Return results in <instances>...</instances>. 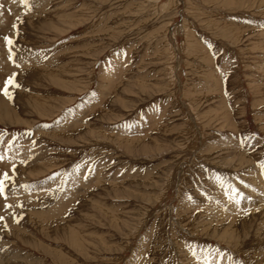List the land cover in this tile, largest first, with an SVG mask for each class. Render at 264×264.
<instances>
[{"label": "rangeland", "instance_id": "obj_1", "mask_svg": "<svg viewBox=\"0 0 264 264\" xmlns=\"http://www.w3.org/2000/svg\"><path fill=\"white\" fill-rule=\"evenodd\" d=\"M0 17V264H264V0Z\"/></svg>", "mask_w": 264, "mask_h": 264}, {"label": "snow or ice", "instance_id": "obj_2", "mask_svg": "<svg viewBox=\"0 0 264 264\" xmlns=\"http://www.w3.org/2000/svg\"><path fill=\"white\" fill-rule=\"evenodd\" d=\"M25 2H26V0H21V3H25ZM12 27L15 28L16 25L13 24ZM4 39L8 43V45H12L13 41L11 40L10 37L5 36ZM9 58H11V56ZM9 86L15 87V86H18V85L15 84V82L13 81L12 78H9L8 80L5 81L4 86H3V89H0V91H3L4 95H6L9 98H11V94L8 91ZM0 159H2V157H0ZM261 167L264 168V164H262ZM7 178H8L7 177V173H5L4 174V178L3 179H0V194H2L3 191H4V187H5L4 180L7 179ZM6 207H10V206H7L6 205ZM0 219H3V217H0Z\"/></svg>", "mask_w": 264, "mask_h": 264}, {"label": "bare ground", "instance_id": "obj_3", "mask_svg": "<svg viewBox=\"0 0 264 264\" xmlns=\"http://www.w3.org/2000/svg\"><path fill=\"white\" fill-rule=\"evenodd\" d=\"M1 18V17H0ZM225 234H227V233H225Z\"/></svg>", "mask_w": 264, "mask_h": 264}]
</instances>
